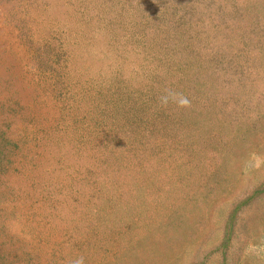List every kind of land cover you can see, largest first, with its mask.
<instances>
[{
	"label": "rangeland",
	"instance_id": "obj_1",
	"mask_svg": "<svg viewBox=\"0 0 264 264\" xmlns=\"http://www.w3.org/2000/svg\"><path fill=\"white\" fill-rule=\"evenodd\" d=\"M81 255L264 264V0H0V264Z\"/></svg>",
	"mask_w": 264,
	"mask_h": 264
},
{
	"label": "clouds",
	"instance_id": "obj_2",
	"mask_svg": "<svg viewBox=\"0 0 264 264\" xmlns=\"http://www.w3.org/2000/svg\"><path fill=\"white\" fill-rule=\"evenodd\" d=\"M158 100L162 107H167L169 104H173L181 109H190L192 107L191 100L188 96L172 89H166L165 93L161 95ZM70 264H85V257L83 255L78 256L71 260Z\"/></svg>",
	"mask_w": 264,
	"mask_h": 264
}]
</instances>
